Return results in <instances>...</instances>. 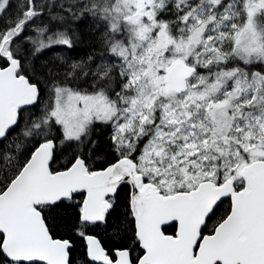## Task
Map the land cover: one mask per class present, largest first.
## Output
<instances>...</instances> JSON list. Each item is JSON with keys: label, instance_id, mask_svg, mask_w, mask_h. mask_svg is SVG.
<instances>
[{"label": "snow or ice", "instance_id": "6c2138e0", "mask_svg": "<svg viewBox=\"0 0 264 264\" xmlns=\"http://www.w3.org/2000/svg\"><path fill=\"white\" fill-rule=\"evenodd\" d=\"M0 264H264V0H0Z\"/></svg>", "mask_w": 264, "mask_h": 264}]
</instances>
